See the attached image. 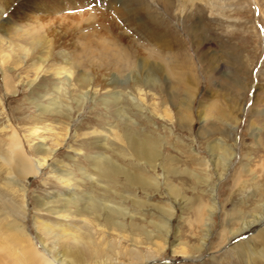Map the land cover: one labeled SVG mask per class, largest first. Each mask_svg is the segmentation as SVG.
I'll list each match as a JSON object with an SVG mask.
<instances>
[{
  "label": "rangeland",
  "instance_id": "1",
  "mask_svg": "<svg viewBox=\"0 0 264 264\" xmlns=\"http://www.w3.org/2000/svg\"><path fill=\"white\" fill-rule=\"evenodd\" d=\"M118 2L159 38L150 41L111 10L109 19L96 16L89 4L46 21L36 0H0V151L14 140L41 164L15 176L14 186L3 184L9 169L0 161V217L5 203L23 206L17 217L50 257L42 244L57 238L41 222L61 223L105 250L110 242L139 250L133 261L112 250L115 262L106 264H264V232L255 236L264 228V0ZM122 50L129 63L118 58ZM140 59L155 74L151 85L141 81ZM53 100L60 108L48 111ZM147 140L159 151L150 161L131 146ZM59 166L71 186L57 177ZM199 201L204 216L215 205L206 226ZM57 209L71 212L60 217ZM153 221H168L163 248ZM62 238L60 250L77 248Z\"/></svg>",
  "mask_w": 264,
  "mask_h": 264
},
{
  "label": "bare ground",
  "instance_id": "2",
  "mask_svg": "<svg viewBox=\"0 0 264 264\" xmlns=\"http://www.w3.org/2000/svg\"><path fill=\"white\" fill-rule=\"evenodd\" d=\"M36 1L39 2L37 7H39L40 10H38V11L43 12L45 20L46 19L52 20L53 19L52 16H54V14L55 15L60 14L63 16L64 13H66L69 10H72L74 8H76L79 11L82 9V6L89 4V5L93 6V10L90 13H92L96 16L98 15L101 18L109 19L110 16L107 14L109 13L110 10L112 12H114L115 14L125 16L126 17L124 19L125 22H127L133 28H136L137 30H139L140 33H142V34L144 33V34L148 35L149 37H151L150 41H152V42L154 39L159 38V36H160V34L157 33L158 31L154 30L151 26H149V24L142 18V15H140L139 12H137L133 6L127 7L124 10L125 3L124 2H118V0H101L100 5H99V3H97V0H36ZM39 20H40L39 21L40 24L45 23L42 21V19H39ZM37 26H38V24H37ZM147 40L149 41V39H147ZM156 44H162L161 39H159L156 42ZM102 45L104 46V43H102ZM116 53H119L118 58L121 60V62L124 61V63H129L128 55H125L123 50L121 52L117 51ZM143 62H144V60H141L140 64L138 63V65H139L138 66L139 67L138 72L141 75V77H140L141 81H143L145 84L151 85L156 80L155 74L151 73L150 68L146 69V67H149V66H147V64H145L146 61L144 63ZM131 63H132V61H131ZM154 64H156V63H154ZM63 72H65L67 77H69L71 75V71H69L68 69L64 70ZM131 73L128 76V77H130L129 78L130 80H140L139 77H137L136 75H133ZM50 106H52V108H48V111L49 110L54 111V110H56V108L59 107V104L53 100L50 103ZM42 109H44V108L42 107ZM15 136L16 135H14V133H13L9 138L14 139ZM155 145L156 144L151 140H147V142H145V143H144V141H141V142L133 141L131 144V146L135 147L138 157L139 156L144 157L145 159H148V161H150L151 159H153L154 157H156L159 154V151L155 148ZM39 147H43L40 149L42 151L46 152V154L51 153V150L45 148L43 145H40ZM21 148L22 147H20L19 143L14 142V140H12V141L7 142V152L4 153V152L0 151L1 164L3 166H6L9 169L8 170L6 168L8 170V173L6 176L7 181L4 182L3 184H6V185L9 184V185L16 186L19 183H17L15 176H20V177L24 178V177H27L29 175H34L38 171L39 166L41 165L40 161L37 160L35 163H33L30 160H28L27 155H25V153L23 152V150H21ZM224 152H225V149H224ZM226 154H227V152H226ZM100 157L102 158V156H100ZM221 160H222V155H221ZM225 160L226 159L223 158V162H225ZM105 161L107 163H104V164H106V167L108 169H110L112 172H115L116 170L119 169L120 171H122V173H124V175L126 176V178L128 180H135L136 174L129 172L124 167L117 166V165L109 162L108 159H105ZM60 166H59V168H57L58 169L57 170V177L61 181L66 182L67 186H71L69 184V182H70L69 180L71 178L70 173L65 171L64 168L61 169ZM103 169L104 168H102L101 171H103ZM103 173H104V171H103ZM138 177L141 181L140 180H137V181L141 182L143 184L144 183L143 178H141L140 176H138ZM21 188L23 189L22 186H21ZM69 195H71L70 197H72V199L77 198L74 195L72 196L71 191L69 192ZM87 197L89 198V196H87ZM3 201H4V199H3ZM38 201L40 202V205L47 204L46 202H42L41 199H38ZM212 204L213 205H211V207H209V209H207L208 211L205 214V216L202 213L203 212L202 210H204V208H205L204 204H202L201 201H199L197 204V212L196 213L198 215L199 220L202 221V225L206 226V221L208 220V217L210 215L209 213L215 207L214 203H212ZM4 205L5 206H4L3 210H1V211H5V212H3L4 216L0 217V264H106L108 262H115V261H112L115 259L112 258L111 253H110V251H112V250H114L115 254L116 253L117 254L122 253V255H123V254L127 253L128 257H129L128 261L129 260L133 261V259L138 258L137 253L139 250L134 252L133 250L128 249V251L120 252L116 249V246L114 244H112L111 242L105 243L106 244V250H105V249L99 248L98 247L99 245H97L96 242H93L89 236L86 239H82L81 237L75 235L71 231L66 232L67 230L65 229L64 225L61 223L41 222L42 224H40V226H43L48 233H51V235L53 234L57 238L53 244H48V245H46L45 243L42 244V247H44V250L48 249L51 253H53L51 257L47 256L44 254L46 251L45 252L39 251V250H37V248H35L32 240H30V238L28 237V234L25 231L23 224L21 223L20 219L18 218L19 216H22V210H23L22 207L23 206L22 207L20 205L18 206V205H16V203L14 204L12 202L5 203ZM107 208L109 210H111L112 212H116L117 214H121L123 216L125 214H128L127 211H125V209H123L122 207H117L115 209L114 207H108L107 206ZM9 211L13 212L16 216H12V217L9 216V214H10ZM53 212H54V214H57L58 216L62 217V216H68V213L71 211H69L67 209H57V210H54ZM109 215L107 213V215L105 216V222L109 223V226L111 225L112 227H115V229H118L119 232H121V229H123L122 228L123 223L120 221L114 220V218L112 216H109ZM261 216L262 215H260V214L254 215V217L256 218L254 221L258 220ZM254 217H252V219ZM151 223H153V225L157 226L159 228V231H162L165 234L163 236V238H161L162 239L161 244L159 242L157 245V246H159V248H163V244L165 243V240H166L165 237H166V234L168 233V230H169L168 221H162L160 223H156L153 221ZM249 223L250 222L244 221L243 224L245 225V224H249ZM40 228H42V227H40ZM263 232H264V228H261L255 233V236L263 237V234H262ZM64 235H68L71 238V240L75 243V245L77 247L75 250H71L69 248L63 249V250L59 249L58 241L60 238L63 239L62 237ZM204 238H203L202 242L200 243V245L197 246V249L198 248L200 249L203 247L204 241H205ZM82 240H83V244H82ZM64 241H66V240H64ZM180 250H182V249H180Z\"/></svg>",
  "mask_w": 264,
  "mask_h": 264
}]
</instances>
